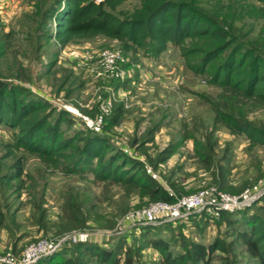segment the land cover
<instances>
[{"label":"rangeland","instance_id":"1","mask_svg":"<svg viewBox=\"0 0 264 264\" xmlns=\"http://www.w3.org/2000/svg\"><path fill=\"white\" fill-rule=\"evenodd\" d=\"M178 1L190 2L224 27L234 41L228 50L236 49V59L242 54L238 48L247 47L264 60L263 0ZM139 3L126 0L119 9L130 12ZM53 6V0H0V81L7 85L6 94L22 86L23 93L15 92L19 99L40 101L49 120L66 112L61 133L63 138L76 137L70 150L74 159L87 138L99 135L106 139L103 148L110 145L140 160L174 201L206 188L229 195L249 191L260 195L247 207L264 216V144H252L229 119L237 117L264 130V102L212 81L210 71L227 51L197 73L189 66L201 62L202 54H189L173 43L149 57L142 49L124 50L119 41L102 36L61 46L50 36L55 22L49 12L44 15ZM211 44L202 38L185 46ZM105 49L121 51L124 61L106 67L96 57ZM96 117L102 122L86 132L85 119ZM13 132L0 122V264H18L26 249L41 239L74 234L76 242L67 240L50 253L57 254V261L100 264L92 252L78 247L86 243L112 253L116 264H161L154 239L166 241L176 254L191 242L208 245L218 238L228 245L234 237L225 217L192 210L177 222L128 228V214L161 199L96 179L87 169L69 172L74 169L69 161L49 167L38 154L27 153L22 176L9 180L19 155L10 146ZM242 216L238 227L245 228ZM233 248L244 264L245 253L236 244ZM222 255L215 252L213 261L220 264Z\"/></svg>","mask_w":264,"mask_h":264},{"label":"trees","instance_id":"2","mask_svg":"<svg viewBox=\"0 0 264 264\" xmlns=\"http://www.w3.org/2000/svg\"><path fill=\"white\" fill-rule=\"evenodd\" d=\"M125 1L53 0L54 6L44 12V15L49 12V19L55 22V32L50 36L61 46L76 39L107 37L119 41L124 50L142 49L143 53L146 52L143 55L147 57L159 55L169 43H173L189 54H202L201 62L189 66L197 73H204L207 67L227 51L222 62L210 71L212 81L229 86L243 96L264 102V60L257 53L248 52L247 47L238 48L242 54L236 59V49L228 50L229 46L234 44L228 32H225L219 23L199 12L193 4L178 0H140L138 7L127 12L119 9ZM202 38L211 40L212 44L192 48L185 46L188 40L198 41ZM6 90L7 85L0 81V122H5L14 130L10 146L19 153L11 165V173L6 174L9 180L22 176L25 154L36 153L49 167L57 168L62 166L63 162L69 161L74 166V169L67 170L69 172L76 170L82 173L87 169L96 179L109 180L116 185L123 184L129 189H142L149 195H157L162 201L172 202L176 199L151 173L143 170L140 160L129 158L126 153L113 149L110 145L103 148L106 139L99 135L87 138L81 153L74 159L70 150L75 146L76 137L63 138L61 133L62 120L67 113L59 111V117L49 120L51 115L42 112L40 101L25 103L23 99H19L15 92L20 90L23 93L25 89L22 86L11 87L8 94ZM229 119L252 144H264V130L247 121L241 122L237 117L229 116ZM66 122L68 123L69 119H66ZM93 130L86 128L88 133ZM11 152L9 150L7 155H11ZM126 164L127 167H124ZM199 213L208 215L205 210ZM243 213L242 220L246 226L240 228L239 217ZM219 215L225 217L228 225L233 228L234 237L228 245L218 238L208 245L191 242L185 249L173 254L166 241L154 239L152 244L160 253L161 264H219L212 259V255L217 251L224 254L220 257V264H240L237 260L238 251L233 248L234 244L245 253L244 264H264V216L247 206L235 212L221 211ZM177 221L179 219L174 222ZM165 223L169 224L171 221L139 227H155ZM78 247L80 250L92 252L100 264H116L112 253L102 251L98 244L84 243ZM57 259V254H48L33 264L69 263L68 260ZM125 264H131V261L128 260Z\"/></svg>","mask_w":264,"mask_h":264},{"label":"built area","instance_id":"3","mask_svg":"<svg viewBox=\"0 0 264 264\" xmlns=\"http://www.w3.org/2000/svg\"><path fill=\"white\" fill-rule=\"evenodd\" d=\"M99 2L101 0H95ZM88 56L87 58H89ZM96 57L106 67L114 68L117 63L123 62L124 57L121 51L105 49L97 53ZM102 122L101 117L94 119L87 118L85 123L87 127L94 129ZM260 194L254 192H244L239 195H229L216 188H206L199 192L181 197L176 201H156L149 206L135 210L128 214L125 218L128 228L145 225L156 224L160 222H174L176 220L184 219L188 215V211L192 210L195 213H199L203 210L215 215H219L221 211L233 212L249 205ZM78 235L63 236L56 239H41L36 243L31 244L26 249V254L19 261L18 264H32L42 256L48 255L55 250H58L60 246L67 240L77 241ZM4 262V260L2 261ZM1 264H11L4 262ZM12 264H14L12 262Z\"/></svg>","mask_w":264,"mask_h":264}]
</instances>
